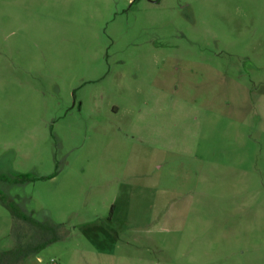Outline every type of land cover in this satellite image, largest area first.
<instances>
[{"label": "rangeland", "instance_id": "374dc122", "mask_svg": "<svg viewBox=\"0 0 264 264\" xmlns=\"http://www.w3.org/2000/svg\"><path fill=\"white\" fill-rule=\"evenodd\" d=\"M10 206L24 264H264V0H0V252Z\"/></svg>", "mask_w": 264, "mask_h": 264}, {"label": "trees", "instance_id": "16d2710c", "mask_svg": "<svg viewBox=\"0 0 264 264\" xmlns=\"http://www.w3.org/2000/svg\"><path fill=\"white\" fill-rule=\"evenodd\" d=\"M13 217L12 249L0 252V264H24L38 255L48 246L59 242L62 226L43 223L17 211L14 206L9 207Z\"/></svg>", "mask_w": 264, "mask_h": 264}, {"label": "crops", "instance_id": "0c3cea01", "mask_svg": "<svg viewBox=\"0 0 264 264\" xmlns=\"http://www.w3.org/2000/svg\"><path fill=\"white\" fill-rule=\"evenodd\" d=\"M189 184L190 181L188 178L181 179L175 177L172 179L170 176L164 177L159 173L150 179L149 216L150 222L156 224L155 227L162 228L179 225L182 221L179 220V218L182 213V211H180L182 204L181 199L185 193L183 190H187ZM184 209L186 208L183 207V210ZM30 260L31 259H29L28 262H30Z\"/></svg>", "mask_w": 264, "mask_h": 264}]
</instances>
